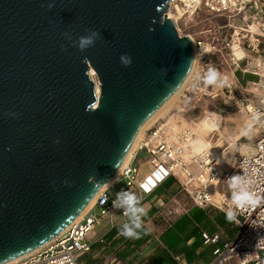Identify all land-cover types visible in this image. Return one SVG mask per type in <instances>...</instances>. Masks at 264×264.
Here are the masks:
<instances>
[{
    "label": "water",
    "instance_id": "water-1",
    "mask_svg": "<svg viewBox=\"0 0 264 264\" xmlns=\"http://www.w3.org/2000/svg\"><path fill=\"white\" fill-rule=\"evenodd\" d=\"M173 1L0 0V264L65 232L188 80L195 47L168 16ZM86 29L101 38L84 52L62 35Z\"/></svg>",
    "mask_w": 264,
    "mask_h": 264
},
{
    "label": "built area",
    "instance_id": "built-area-1",
    "mask_svg": "<svg viewBox=\"0 0 264 264\" xmlns=\"http://www.w3.org/2000/svg\"><path fill=\"white\" fill-rule=\"evenodd\" d=\"M263 7L264 0H174L170 3L168 16L175 23L180 36H189L193 40L195 53L198 55V67L202 68L199 76L202 78L208 67H215L220 72L218 65L208 62L214 54L215 47L202 40H195L191 34L186 33L187 21L204 10L217 16L236 17L248 13L251 9L259 10ZM245 57L241 59L233 57V63L240 68L239 62ZM248 64L249 66L242 71L244 74L259 77V81L252 83L256 90L253 98L243 96L240 99V106L250 118L254 113L261 114L260 121L253 125L257 131L253 151L240 154L236 159L230 146H225L223 140L222 144L217 146L219 141L214 142L213 136L210 138L212 147L202 153H195L191 143L196 134L192 130L176 129L170 121L159 122L145 131L137 148L138 151L148 155L150 174L140 180L138 169L132 163H128L120 177L126 182L123 190L133 192L138 190L141 198L147 197L165 181L174 178L195 205L199 207L212 205L223 211L222 209L231 204L225 183L227 177L242 172L241 168L249 170L255 168L258 170L261 181H264V63L259 58L249 61ZM225 88L229 94L237 92L236 86L227 84ZM213 96H219L218 92ZM222 183L227 196L217 202L214 199V187ZM142 185H147V190ZM114 200L115 197H112L106 189L80 221H75L65 232L44 247L5 264H58L64 257H70L73 264H80V257L92 251L90 238L95 234L102 218L112 217L118 211L122 218L127 219L123 216L122 208L113 207ZM161 206L164 208L165 204ZM98 208L101 209L102 217L94 214ZM262 213L264 209L241 213L242 216L238 217L241 224L235 223L238 232L234 239L224 241L218 234L205 236L204 244L215 246L213 259L209 264H230L234 259L238 261V264H264V243H258L259 237L264 236V229L257 230L250 224L254 223ZM144 222L145 228L148 229V222L145 219ZM172 222L173 217L166 216L165 223ZM99 242L104 243V240L100 239ZM174 259L179 264H187L179 255L174 256Z\"/></svg>",
    "mask_w": 264,
    "mask_h": 264
},
{
    "label": "crops",
    "instance_id": "crops-1",
    "mask_svg": "<svg viewBox=\"0 0 264 264\" xmlns=\"http://www.w3.org/2000/svg\"><path fill=\"white\" fill-rule=\"evenodd\" d=\"M201 69L197 68L198 74ZM251 78L248 76L249 84L254 82ZM143 153L145 152L136 150L130 160L138 169L140 180L151 171L148 155L145 159L140 158ZM123 182L125 181L120 178L108 188L112 197L115 188ZM216 191L219 197L215 194ZM135 193L141 197L138 190ZM226 196L225 186L220 184L214 187V199L217 202ZM142 199L143 206L148 210L144 219L151 231L142 233L140 239H126L119 234V226L126 219L118 211L112 217H104L90 238L92 251L80 257V264H179L174 259L176 255L182 257L187 264H209L213 259L215 246L205 245L204 237L218 234L226 241L237 235L235 223L228 222L223 211L212 205H195L174 178L168 179L152 195ZM163 204L164 208L161 206ZM170 215L173 222L166 224L165 218ZM100 239L104 243H100ZM230 264H238V261L234 259Z\"/></svg>",
    "mask_w": 264,
    "mask_h": 264
},
{
    "label": "rangeland",
    "instance_id": "rangeland-1",
    "mask_svg": "<svg viewBox=\"0 0 264 264\" xmlns=\"http://www.w3.org/2000/svg\"><path fill=\"white\" fill-rule=\"evenodd\" d=\"M185 32L191 34L195 40H202L215 47L214 54L208 62L220 67V73L227 77V83L223 87L205 86L198 74L199 62H197L191 81L184 85L178 97L158 115L145 131L159 122L170 120L176 129L189 128L196 133L200 122L208 115L215 114L221 121L220 130L208 133L206 139L209 141L214 136V142L223 140L225 146H230L236 159L240 154L252 152L257 131L253 126L250 137L240 135L251 121L250 116L242 111L240 99L243 96L253 98L256 90L252 83L247 82L250 80L248 76H251L254 82H258L259 77L244 74L242 70L249 66V61L255 59L261 58L264 63V7L259 10L251 9L248 13L236 17L217 16L204 10L195 18L187 21ZM238 50H243L245 54L243 57L246 56L239 62L240 68L232 60L233 57H237ZM227 84L236 86L237 92L229 94L225 88ZM216 92L219 94L217 97L213 96ZM146 157V153L140 155V158L145 159ZM124 187H126V182L115 188L113 197H116V194ZM94 214L102 217L101 209H96Z\"/></svg>",
    "mask_w": 264,
    "mask_h": 264
},
{
    "label": "clouds",
    "instance_id": "clouds-1",
    "mask_svg": "<svg viewBox=\"0 0 264 264\" xmlns=\"http://www.w3.org/2000/svg\"><path fill=\"white\" fill-rule=\"evenodd\" d=\"M55 0H51L47 7L51 10L54 7ZM88 34L81 35L75 40L72 39L71 33L65 31L62 35L71 41L72 46L77 48L79 51L84 52L87 49L94 47L96 41L101 38V33L97 30L86 29ZM61 50H66V47L61 44ZM87 57L84 58V61ZM193 58L190 59L188 64V71H191V64ZM120 62L128 67L132 64V58L130 55L124 54L120 57ZM162 72L166 73V69H161ZM202 82L207 87H223L227 83V77L223 76L215 67H208L206 72L202 76ZM181 82L169 85V94L174 92ZM16 115V114H13ZM261 119L260 113H254L251 121L245 126L244 130L241 131L242 137H250L253 132V125L259 122ZM211 126H218V121L215 117L211 119ZM56 143H59L57 140ZM193 148L197 152H204L208 145L203 139H198L193 143ZM126 149H123L117 161L113 164L114 169H119V166L124 158ZM210 159V156H209ZM242 172L233 174L225 179L228 192L230 194L231 204L227 208L222 209L225 212V217L228 222L241 224L238 219L242 216L241 213L252 211L255 212L257 209H264V181H261L258 175V170L255 168L247 169L241 168ZM68 181L65 180L64 184L68 185ZM93 188L84 197L85 202H90L102 189L108 186V181L103 182L96 180L92 183ZM147 190V185H142ZM106 202V201H105ZM113 207L122 208L123 216L126 217V221L122 222L119 226V234L126 239H140L142 233L147 234L151 229L145 228L144 218L148 214V210L143 206L142 198L129 190H121L116 194L115 200L113 201ZM251 226L257 230L264 229V213L255 220L254 223H250ZM258 243H264V236L259 237ZM58 264H73L70 257H64Z\"/></svg>",
    "mask_w": 264,
    "mask_h": 264
},
{
    "label": "bare ground",
    "instance_id": "bare-ground-1",
    "mask_svg": "<svg viewBox=\"0 0 264 264\" xmlns=\"http://www.w3.org/2000/svg\"><path fill=\"white\" fill-rule=\"evenodd\" d=\"M195 39V38H194ZM245 54H244V51L243 50H238L237 52H236V56L239 58V59H241L243 56H244ZM197 60H198V55H197V53H196V61H195V66H194V69H193V71H192V73L190 74V76H189V78H188V80L186 81V83L187 82H189V81H191L190 79H192V76L194 75V71L196 70V66H197ZM91 75L94 77V78H96V73L94 72V71H92V73H91ZM185 83V84H186ZM184 84V85H185ZM184 87V86H183ZM182 87V88H183ZM181 88V89H182ZM181 89H180V91H181ZM97 92H98V94L100 93V88H99V86L97 87ZM181 92H179V93H176L175 95H174V97H172V99L169 101V102H167L153 117H151L145 124H144V126L142 127V129H141V131H140V133H139V135H138V137H137V140H136V142H135V144H134V146H133V148H132V150H131V152H130V154L128 155V157L126 158V160H125V162H124V164L122 165V167L120 168V170L118 171V173L116 174V176L108 183V186L105 188V189H103L96 197H95V199L89 204V206L86 208V210L80 215V217L76 220V222H78V221H80L81 219H82V217H83V215L88 211V210H90L93 206H94V204L96 203V200H97V198H98V196L100 195V194H102L106 189H108L110 186H112L114 183H116V181L120 178V176L122 175V171H123V169H124V167L130 162V160H131V158L133 157V155L135 154V152H136V150H137V148H138V146H139V143H140V141L142 140V137L144 136V131L148 128V126L158 117V115H160V113H162L167 107H168V105L170 104V103H172V101L174 100V99H176L177 97H178V95L180 94ZM213 117H215L216 119H217V121H218V126H216V127H212L211 126V119L213 118ZM170 121V120H169ZM220 125H221V121H220V119H219V117L217 116V115H215V114H210V115H208L206 118H204L201 122H200V125H199V127H198V129L196 130V136L194 137V139L192 140V143H191V145H192V147H193V143L196 141V140H198V139H203L204 141H205V143L208 145V148H206L205 150H207V149H209L210 147H212V142L210 141V139H209V141L206 139V135L208 134V133H211V132H216V131H219L220 130ZM222 141V140H221ZM221 141H219L218 143H217V146H220L221 144H222V142ZM221 142V143H220ZM193 150H194V148H193ZM204 150V151H205ZM194 152L195 153H200V152H197V151H195L194 150ZM218 197L220 196L219 195V193L216 191V193H215Z\"/></svg>",
    "mask_w": 264,
    "mask_h": 264
}]
</instances>
